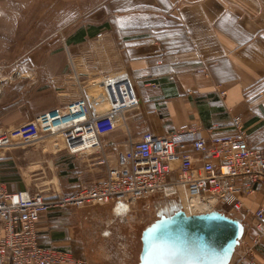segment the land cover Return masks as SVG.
I'll return each mask as SVG.
<instances>
[{
  "label": "crops",
  "instance_id": "1",
  "mask_svg": "<svg viewBox=\"0 0 264 264\" xmlns=\"http://www.w3.org/2000/svg\"><path fill=\"white\" fill-rule=\"evenodd\" d=\"M76 21L74 30L63 36V49L50 59L64 76L61 89L32 91L27 102L0 113L2 129H15L41 112L63 108L88 94L91 78L128 72L140 106L128 111L125 122L120 120L103 137L109 157L115 156L129 132L133 138L146 132L168 136L193 125L204 133L223 134L233 130L234 116H242L254 146L264 144V0H102ZM93 85L100 102L91 98V106L103 113L106 91L100 82ZM62 152L58 184L54 179L44 184L49 186L44 190H55L46 196L69 194L105 176L103 156L93 163L96 153ZM2 153L0 181L12 191L37 193L39 185L30 167L44 151L24 147ZM96 163L102 167H95ZM263 187L258 185L252 196L244 197L253 211L264 208ZM63 210H52L39 223L43 246L71 251L90 264H94L90 258L67 246L84 252L89 246L95 251L114 246L108 236L100 243L79 237L65 221ZM255 234L248 231L235 258L245 253ZM248 261L264 264L263 244L253 249Z\"/></svg>",
  "mask_w": 264,
  "mask_h": 264
},
{
  "label": "built area",
  "instance_id": "2",
  "mask_svg": "<svg viewBox=\"0 0 264 264\" xmlns=\"http://www.w3.org/2000/svg\"><path fill=\"white\" fill-rule=\"evenodd\" d=\"M100 83L107 94L105 112L95 111L90 96L83 94L15 129L0 128V151L50 140L56 152H105L103 137L120 120L125 122L126 113L140 106V98L128 72L105 75ZM232 127L223 134L204 133L193 125L168 136L146 132L133 138L129 132L114 157L104 153L101 158L105 176L66 195L12 191L0 181L1 264H90L71 251L40 243L38 225L52 210L84 212L109 204L135 207L141 201L175 195L181 203L186 196L196 212L198 208L203 213L220 208L225 213L250 217L248 231L256 234L237 260L251 264L248 258L253 249L264 245V208L251 210L244 197L252 196L258 185L264 186V144H252L242 116L232 118Z\"/></svg>",
  "mask_w": 264,
  "mask_h": 264
},
{
  "label": "rangeland",
  "instance_id": "3",
  "mask_svg": "<svg viewBox=\"0 0 264 264\" xmlns=\"http://www.w3.org/2000/svg\"><path fill=\"white\" fill-rule=\"evenodd\" d=\"M101 1L0 0V113H6L12 107L27 102L32 91L61 89L64 76L60 74L56 61L50 65V59L63 49V36L66 37L68 31L74 30L76 20ZM102 79L103 76L88 80V94L90 98L98 102L100 97L92 88L94 83L101 82ZM104 105L107 109V102ZM50 142L47 140L26 147L36 148L45 153L33 167H30L31 177L39 185L35 187L36 192L43 195H51L55 191L49 188L44 190L49 187H44V184L53 179L58 184L57 161L63 153L56 152L52 146L50 147ZM9 153L10 151H6V155ZM104 153L96 152L92 162H98L100 159L97 157L104 156ZM1 155L4 154L0 151ZM95 167H102V165L96 163ZM2 172L0 169V174ZM153 204L151 199L141 201L135 207L109 204L90 207L84 212L76 209L63 210L65 221L74 226V233L79 237L100 243L108 236L113 238L115 245L110 247V250L104 247V251H95V246H91L92 248L89 246L85 252L77 250L72 245L67 247L78 255L87 256L94 264H128L126 261L128 253L125 250L122 251L120 239L122 235L125 239L130 238L132 230L137 228L140 247L137 251L136 263H139L142 247L141 234L156 218ZM182 205L188 214L202 213L198 212L200 208L196 212L188 200H184ZM122 211H126V218H123ZM122 226L126 227L123 231L120 229ZM114 232L116 235L112 236ZM237 258H239L238 255L236 258L233 256L230 264L236 263Z\"/></svg>",
  "mask_w": 264,
  "mask_h": 264
},
{
  "label": "water",
  "instance_id": "4",
  "mask_svg": "<svg viewBox=\"0 0 264 264\" xmlns=\"http://www.w3.org/2000/svg\"><path fill=\"white\" fill-rule=\"evenodd\" d=\"M153 202L156 218L141 234L139 264L154 260L146 256L153 237L162 257L157 264H230L250 227V217L227 214L220 208L187 215L177 195L155 197ZM126 215L122 211L123 218Z\"/></svg>",
  "mask_w": 264,
  "mask_h": 264
},
{
  "label": "flooded vegetation",
  "instance_id": "5",
  "mask_svg": "<svg viewBox=\"0 0 264 264\" xmlns=\"http://www.w3.org/2000/svg\"><path fill=\"white\" fill-rule=\"evenodd\" d=\"M154 205V204H153ZM136 227V225H134ZM133 228V227H131ZM120 229L123 231L124 229H126V227L122 226L120 227ZM137 232V228L132 230L131 236L128 239H125L124 236H121L120 239V246L122 251L125 250L127 251V257L126 261L128 262V264H137L136 263V255H137V251L139 250L138 248L140 247V239L138 237ZM115 232L113 233V236H115ZM115 246V245H114ZM130 251V252H129Z\"/></svg>",
  "mask_w": 264,
  "mask_h": 264
},
{
  "label": "snow or ice",
  "instance_id": "6",
  "mask_svg": "<svg viewBox=\"0 0 264 264\" xmlns=\"http://www.w3.org/2000/svg\"><path fill=\"white\" fill-rule=\"evenodd\" d=\"M154 241L155 237L152 238V240L149 242L148 248L146 249V256L154 257V260L149 261L146 259L145 264H157V262L162 259V257L159 255V248Z\"/></svg>",
  "mask_w": 264,
  "mask_h": 264
},
{
  "label": "bare ground",
  "instance_id": "7",
  "mask_svg": "<svg viewBox=\"0 0 264 264\" xmlns=\"http://www.w3.org/2000/svg\"><path fill=\"white\" fill-rule=\"evenodd\" d=\"M184 200H187V197L186 196H183V202H184ZM183 208H184V206H183ZM186 212V211H185ZM203 213V212H202ZM202 213H194V214H202ZM186 214L187 215H192V214H188L187 212H186ZM235 254V253H234ZM234 254H233V256H234ZM233 256H232V258H233ZM232 258L230 259V262L229 263H231V261H232Z\"/></svg>",
  "mask_w": 264,
  "mask_h": 264
}]
</instances>
